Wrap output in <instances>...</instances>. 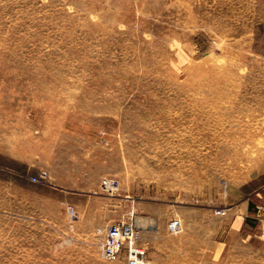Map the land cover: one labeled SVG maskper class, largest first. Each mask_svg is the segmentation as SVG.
Instances as JSON below:
<instances>
[{
	"label": "rangeland",
	"instance_id": "1",
	"mask_svg": "<svg viewBox=\"0 0 264 264\" xmlns=\"http://www.w3.org/2000/svg\"><path fill=\"white\" fill-rule=\"evenodd\" d=\"M131 248L264 264V0H0V264Z\"/></svg>",
	"mask_w": 264,
	"mask_h": 264
},
{
	"label": "built area",
	"instance_id": "2",
	"mask_svg": "<svg viewBox=\"0 0 264 264\" xmlns=\"http://www.w3.org/2000/svg\"><path fill=\"white\" fill-rule=\"evenodd\" d=\"M37 178H34L36 180ZM106 187L113 185L112 180L106 179L104 181ZM180 221L178 219H172L168 225L171 231H176L180 227ZM136 232L131 225H112L108 232V240L106 244V252L108 255H114L119 252L125 245L127 239H133L136 237ZM131 251V262L134 264H153L149 261H143V251L140 249H130Z\"/></svg>",
	"mask_w": 264,
	"mask_h": 264
}]
</instances>
